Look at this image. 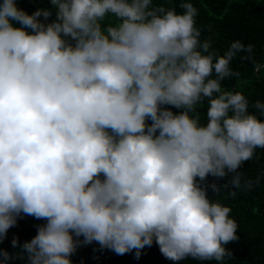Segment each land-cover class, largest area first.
<instances>
[{
    "label": "clouds",
    "instance_id": "1",
    "mask_svg": "<svg viewBox=\"0 0 264 264\" xmlns=\"http://www.w3.org/2000/svg\"><path fill=\"white\" fill-rule=\"evenodd\" d=\"M48 3L0 2V245L25 216L43 221L0 247V264H72L93 243L135 259L155 245L172 264L234 259L239 225L208 192L264 178L239 171L264 149V103L223 84L241 78L238 56L264 68L255 45L202 41L192 0L179 13L175 0Z\"/></svg>",
    "mask_w": 264,
    "mask_h": 264
},
{
    "label": "trees",
    "instance_id": "2",
    "mask_svg": "<svg viewBox=\"0 0 264 264\" xmlns=\"http://www.w3.org/2000/svg\"><path fill=\"white\" fill-rule=\"evenodd\" d=\"M161 2L163 0H156L158 4ZM192 3L198 9L197 25L202 31V41L211 39L212 47L218 49L221 54L236 40H241L246 45L253 44L255 56L264 63V0H192ZM178 4L179 0H175L179 13L182 9ZM17 5L29 14L37 8L51 7L48 0H17ZM232 68L242 74L241 78H228L223 82L224 86L228 90L242 91L248 97L250 105L256 100L264 103V68L256 73L252 64L240 60L239 56L233 60ZM204 111L201 107L202 122H205ZM249 111L256 112L251 107ZM239 171L244 173L245 178L254 181L264 172V149H257L254 158L246 162ZM227 179L230 177L216 183L223 185ZM212 180L213 178L209 177L208 182L211 183ZM231 190L235 191L234 188ZM208 195L213 201L219 200L224 206L230 207L231 216L239 225L237 235L240 239L226 246L233 252L234 259L226 261V264H264V178L261 179V184L251 191H245L243 188L237 190L235 197H231L228 190H222L216 195L209 190ZM42 223L43 221L25 216L18 221L16 227L9 230L7 240L0 247L10 253L14 252L10 245L12 238L19 237L22 244L36 234L35 226ZM94 249H99V245L93 243L80 247L71 257L72 264H172L171 261L164 259L155 245L143 249L140 259L134 258V252L120 256L109 250ZM9 264L21 262L12 261ZM181 264L215 262H200L189 258Z\"/></svg>",
    "mask_w": 264,
    "mask_h": 264
}]
</instances>
